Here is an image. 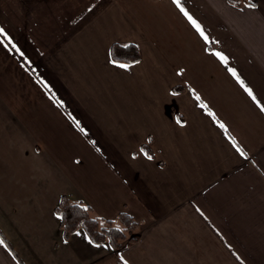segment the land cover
Instances as JSON below:
<instances>
[{
    "label": "crops",
    "instance_id": "1",
    "mask_svg": "<svg viewBox=\"0 0 264 264\" xmlns=\"http://www.w3.org/2000/svg\"><path fill=\"white\" fill-rule=\"evenodd\" d=\"M179 5L0 0V264H264V0ZM62 196L135 241L65 240Z\"/></svg>",
    "mask_w": 264,
    "mask_h": 264
},
{
    "label": "trees",
    "instance_id": "2",
    "mask_svg": "<svg viewBox=\"0 0 264 264\" xmlns=\"http://www.w3.org/2000/svg\"><path fill=\"white\" fill-rule=\"evenodd\" d=\"M228 1L235 5L256 3V0ZM109 53L111 59L119 63L132 64L140 59L139 51L133 44L113 43ZM145 151L152 156L149 149ZM54 212L59 218V229L65 240L75 231L82 230L91 243L96 245L106 243L113 250L121 248L124 244L133 243L140 227V222L125 212L119 213L114 220L101 219L96 217L88 206L75 203L66 196L59 199ZM9 249L12 250L10 247Z\"/></svg>",
    "mask_w": 264,
    "mask_h": 264
},
{
    "label": "snow or ice",
    "instance_id": "3",
    "mask_svg": "<svg viewBox=\"0 0 264 264\" xmlns=\"http://www.w3.org/2000/svg\"><path fill=\"white\" fill-rule=\"evenodd\" d=\"M175 2L178 4V6H180L179 5V0H175ZM181 10L182 11H184V9L181 7ZM185 14L187 15V13L185 12ZM189 19H191V17H189ZM193 23L195 24V21H193ZM197 26V28H199V25H196ZM0 31H3L2 29H0ZM217 55H219L220 57H221V59H224V57H223V54H221V53H217ZM113 63H116L115 61H113ZM122 67H127V65H121ZM232 72H233V74L235 75V69H232L231 70ZM239 79V78H238ZM241 83H243L242 81H241ZM246 91H248L249 92V94L250 95H252V92H251V89H248V88H246ZM253 99H255V97H253ZM222 127H223V125H221ZM243 154V153H242ZM121 259H123V257H121ZM124 264H127V261H124Z\"/></svg>",
    "mask_w": 264,
    "mask_h": 264
}]
</instances>
